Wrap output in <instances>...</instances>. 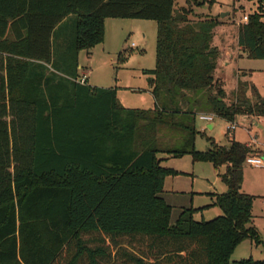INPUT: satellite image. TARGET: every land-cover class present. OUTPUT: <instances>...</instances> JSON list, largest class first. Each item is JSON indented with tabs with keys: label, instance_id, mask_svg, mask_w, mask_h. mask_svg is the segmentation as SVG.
Wrapping results in <instances>:
<instances>
[{
	"label": "trees",
	"instance_id": "obj_1",
	"mask_svg": "<svg viewBox=\"0 0 264 264\" xmlns=\"http://www.w3.org/2000/svg\"><path fill=\"white\" fill-rule=\"evenodd\" d=\"M245 1L256 9L237 44L264 60V0ZM176 2L0 0V264H264L231 261L243 241L261 244L254 197L241 191L256 152L234 140L194 150L199 114L264 118V98L238 77L226 102L211 45L218 18L195 14L205 2ZM106 19L157 24L155 67L143 72L152 109L76 82L78 54L103 42ZM184 155L227 166L226 193L211 194L220 216L195 221L201 208H190L171 223L160 156Z\"/></svg>",
	"mask_w": 264,
	"mask_h": 264
},
{
	"label": "rangeland",
	"instance_id": "obj_2",
	"mask_svg": "<svg viewBox=\"0 0 264 264\" xmlns=\"http://www.w3.org/2000/svg\"><path fill=\"white\" fill-rule=\"evenodd\" d=\"M194 1L202 4L205 2L201 7L195 6L196 3L192 5L197 16H213L210 18L219 20L218 28L213 30L211 45L219 51L220 66L215 69L214 76L224 84L228 95L226 102H230L238 77L264 98V60L248 59L237 44L240 21L244 15L247 16L256 9L255 5L245 0H211L212 4L210 0ZM180 5H184V0H177L176 6ZM222 13L228 15L220 18ZM105 29L104 40L100 45L89 53L79 52L77 60L78 67L81 68L77 71L78 81L85 76L90 86L113 88L123 108L152 109L154 100L149 93V76L143 72L155 67L157 24L154 21L109 19ZM120 54L125 59L123 62L119 60ZM212 123L214 125L209 129L207 122L196 117V152H207L211 148V142L228 146L232 139L246 146L251 136L264 146V119L256 121L237 118L236 129L233 131L227 130L231 122L219 117H214ZM261 149L264 152V147ZM160 158H163L160 166L172 171L163 183V199L172 210L171 223L175 222L182 210L190 208H201V211L193 215L195 221H209L221 215L217 207H204L212 203L211 192L226 193L227 188L221 179L226 172V165L216 168L209 162L196 161L190 155ZM261 158L264 161V156ZM242 192L254 197L253 223L262 243L257 246L245 240L235 250L231 261L248 258L264 261V168H253L244 163ZM215 212L220 213L214 216Z\"/></svg>",
	"mask_w": 264,
	"mask_h": 264
},
{
	"label": "crops",
	"instance_id": "obj_3",
	"mask_svg": "<svg viewBox=\"0 0 264 264\" xmlns=\"http://www.w3.org/2000/svg\"><path fill=\"white\" fill-rule=\"evenodd\" d=\"M210 17H213V16H210ZM107 20H109V19H106L105 20V22H104V36H105V26H106V22H107ZM216 28H218V27H216ZM219 59H218V61L216 62L217 64H216V68H218L219 66H220V64H219ZM79 68H81L80 66L78 67V69ZM83 78H85V76H83L81 79H80V81H78V79H77V83H79V84H87L88 85V81L86 80V81H84L83 83H82V79ZM223 83V82H222ZM90 86V85H89ZM90 87H93V86H90ZM93 88H99V87H93ZM103 89H113V88H103ZM223 89H224V91H225V88H224V84H223ZM150 91V90H149ZM226 92V91H225ZM150 93V92H149ZM150 95H151V93H150ZM152 96V95H151ZM153 98V97H152ZM237 119V118H236ZM238 119H245V120H249V119H252V120H256V121H258V120H261V119H264V118H262V117H255V118H253V117H238ZM213 123L211 122V123H208V125H207V127L209 128V129H211L212 127H213ZM253 125H256V123L255 122H253ZM233 140V139H232ZM229 145V144H228ZM247 147H249V148H252L256 153H255V155L256 156H260V157H262V156H264V152H263V150L261 149L262 147H264V146H262V145H260L259 143H258V141H257V139L255 138V137H250V142L246 145ZM168 158V157H167ZM241 191H242V186H241ZM163 193H164V191H162V199H163ZM211 194H216V193H210V196H211ZM164 200V199H163ZM212 202H213V197H212ZM212 204V203H211ZM211 204H209V205H207V206H205V208H208V207H215V206H211ZM263 204H264V202H263ZM219 211H220V209H219ZM221 212V211H220ZM219 212V213H220ZM218 212H215L214 214V216H218V214H219ZM252 216H253V214H252ZM216 218V217H215ZM254 216H253V219H252V226L253 227H255V225H254ZM256 228V227H255ZM244 242V241H243ZM251 243V242H250ZM262 243V242H261ZM241 245V244H240ZM239 245V246H240ZM260 245V244H259ZM238 246V247H239ZM258 246V245H257ZM237 247V248H238ZM236 248V249H237ZM235 249V250H236ZM234 253H235V251H234ZM234 253L232 254V256L234 255ZM231 256V257H232Z\"/></svg>",
	"mask_w": 264,
	"mask_h": 264
},
{
	"label": "built area",
	"instance_id": "obj_4",
	"mask_svg": "<svg viewBox=\"0 0 264 264\" xmlns=\"http://www.w3.org/2000/svg\"><path fill=\"white\" fill-rule=\"evenodd\" d=\"M247 22V16L244 15L240 21V23H246ZM85 81V78L82 79V83ZM199 120L211 123L213 122L214 115L212 114H199L198 115ZM236 129V123L232 122L230 126L227 128L228 131H233ZM245 164L253 167V168H264V161L260 156L256 155H250L247 156L245 159Z\"/></svg>",
	"mask_w": 264,
	"mask_h": 264
},
{
	"label": "water",
	"instance_id": "obj_5",
	"mask_svg": "<svg viewBox=\"0 0 264 264\" xmlns=\"http://www.w3.org/2000/svg\"><path fill=\"white\" fill-rule=\"evenodd\" d=\"M226 15H228V13H222L220 14V18H224Z\"/></svg>",
	"mask_w": 264,
	"mask_h": 264
}]
</instances>
